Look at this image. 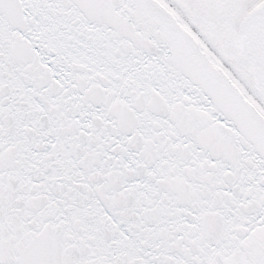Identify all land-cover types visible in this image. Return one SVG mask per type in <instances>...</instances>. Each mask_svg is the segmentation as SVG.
<instances>
[{
	"label": "snow or ice",
	"instance_id": "snow-or-ice-1",
	"mask_svg": "<svg viewBox=\"0 0 264 264\" xmlns=\"http://www.w3.org/2000/svg\"><path fill=\"white\" fill-rule=\"evenodd\" d=\"M0 264H264V0H0Z\"/></svg>",
	"mask_w": 264,
	"mask_h": 264
}]
</instances>
